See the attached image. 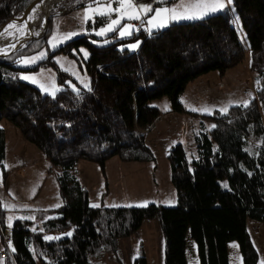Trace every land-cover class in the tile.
<instances>
[{"label":"trees","instance_id":"trees-1","mask_svg":"<svg viewBox=\"0 0 264 264\" xmlns=\"http://www.w3.org/2000/svg\"><path fill=\"white\" fill-rule=\"evenodd\" d=\"M33 1L0 0V25ZM71 1L68 7L93 0ZM232 7L248 40V67L259 84L248 107L233 105L226 114L201 115L202 130L194 135L195 157L189 158L180 143L169 148L172 205L92 207L75 168L86 161L103 172L113 157L124 163H155L146 137L161 113L151 101L166 97L170 112L189 113L180 97L190 82L210 71L223 74L246 58L226 8L199 20L170 22L151 34L140 29L137 35L116 39V31L105 37L88 33L69 41L49 54L75 56L72 50L86 47L84 71L90 83L76 90L66 86L53 96L21 81L17 72L21 57L47 44L52 19L42 37L0 56V121L12 124L57 167L61 199L57 207L37 209L33 220L13 221L7 264H94L91 258L105 253L117 256L120 241L137 232L146 219L160 224L163 264H187L188 233L196 242L200 264H229L227 246L233 240L243 264H256L258 253L247 220L264 225V0H233ZM107 20L99 17L95 25ZM103 40L109 42L97 44ZM131 42L137 45L132 50L126 46ZM47 65L56 69L58 81L68 76L48 58L33 69ZM5 155V131L0 126V165ZM2 170L6 181L9 171ZM4 218L0 207L1 241ZM69 231L71 237L62 234ZM45 236L62 238L49 241ZM133 264H147L142 244Z\"/></svg>","mask_w":264,"mask_h":264},{"label":"rangeland","instance_id":"rangeland-1","mask_svg":"<svg viewBox=\"0 0 264 264\" xmlns=\"http://www.w3.org/2000/svg\"><path fill=\"white\" fill-rule=\"evenodd\" d=\"M154 1L155 0H138V3L144 5L145 3H154ZM71 2V0H58L55 3L50 4L47 11L45 27L43 28L41 34L37 37L35 36L34 38L38 39L45 34L48 28L49 20L52 19V26L47 37V44L39 51L20 58V60L26 59L36 56L40 52H45L46 56L43 59L48 58L54 62L57 68L61 72L66 73L68 76L64 77L61 82L58 81L57 71L52 65L39 66L37 69H33L42 59L37 60L35 64L28 66L17 63V66L20 68L17 71L18 77L20 78L21 76L27 75L35 78L36 82L33 83L31 80L21 78L20 80L36 87L43 95L53 96V92L55 94L60 89L66 88V86L75 90L78 87L87 88L90 83V78L84 71V61L88 57V55L87 57L84 55L85 52L88 54L86 47L81 46L78 50H72L77 59L75 56H68L67 54L61 52H56L54 54H49V52L64 46L69 41L78 38L83 34L92 33L99 37H105L115 32L109 31L103 35L96 34L101 28L106 27L110 23V20L105 25L98 28L97 32L95 30L96 27H93V21L95 18L97 19L102 17L101 13L110 11L107 3H96L93 0L87 1L83 4V6L79 7L75 2H73L70 7H68ZM89 4L93 5L91 9L87 8ZM119 6L120 0H112L111 9H115ZM225 8L230 12V22L233 26H235L238 37L246 49V58L242 61V63L229 68L223 74H219L216 71H210L190 82L180 97V102L189 113L170 112L171 104L166 97L151 101V105L156 106L161 113L159 119L156 120L153 126L152 132H148L146 137L147 145H149L153 152H155L156 164L159 165V168H154V171L157 172L159 169L160 174L157 178L151 177L150 181L157 186L158 180L163 181V184L166 185L167 171L164 166V162H166L168 168L167 151L172 145L177 143L182 144L189 158L197 155L194 144V135L198 134V132L202 130L201 115L221 112L220 109L225 107L228 109L233 105H242L244 101L249 102L255 96L258 76L248 67L250 60L248 40L240 23L239 27L233 23L237 15L233 11L234 9L232 4H227ZM86 11L89 16V20L87 22L84 21ZM23 12L18 15H23ZM119 15V13L111 12L112 18H116ZM145 17L147 18V16ZM38 19H40V17ZM199 19L201 18H198V20ZM135 21L138 20L123 19L121 21V26L131 25L132 27L127 30L129 34H126L123 37H121L120 31L116 30V39L129 38L133 33L137 35L140 32V29H144V22L139 23L140 26H134L132 22ZM69 33H76V35L63 41L59 40V37L65 36ZM54 37L57 38L54 41V43L57 44L55 48L49 44V41L53 40ZM108 42V40H103L101 42H97V44L102 45L107 44ZM4 43L5 40L1 39L0 45H3ZM131 43L133 45V42ZM131 43L126 45L130 50L133 49L130 47ZM24 46H26V43ZM40 84L48 86V91H43L41 87H39ZM85 85H87V87H85ZM205 108L208 109L209 112L200 111ZM193 109H196V111L193 112ZM0 126L5 130L7 141L6 156L2 165H0V207L5 210V226L3 227V235L5 238L9 237L11 231V228L8 227L9 217L12 218V225L13 221L18 218H34V212L37 209L57 207L61 204V199L58 195L56 186V174L58 173L57 167L51 166L35 146L26 142L21 137L19 131L12 124L6 120H1ZM152 133L154 137L150 138ZM110 161H113L114 163H124L118 158L113 157L106 162V165L103 168L104 173L102 172L100 166L96 163L86 161H80L79 166H76L75 168V174L78 176L79 180H81L80 182H82V186L88 191L92 204H104L106 206H137L147 205L153 201V198H157L155 192L150 193L142 188L139 189L138 186H134V193L132 194L130 193V186L128 185L129 182H132L130 181L131 178L135 179L132 183L137 184V178H141L145 172H151L154 164H142V174H138L134 170L135 166L132 165V162L124 163L125 165L120 168L115 167V165L112 162L110 163ZM1 166L4 170L9 171L6 181H4ZM129 168L132 170L129 171ZM128 172H130V175ZM124 175L127 176L124 177ZM113 178L119 181L122 184V187L126 183L127 193H124L123 189L122 192L118 189H114ZM127 179L129 182H126ZM132 183L131 185H133ZM129 197L130 200H125ZM96 198L97 200L94 201ZM164 198L165 197H163V199ZM159 200L160 199H158V201ZM6 205L11 207H6ZM152 221L155 220L153 219ZM148 223L150 222H146V225L142 228L143 230H141L143 234H147L144 238L148 240L150 249L155 251L148 252L147 263L163 264L162 231L157 229L155 239H151L149 230L153 231L154 228H150ZM247 230L251 236L253 245H255L258 250V258H263L264 251L259 249V247L264 249L263 223L248 219ZM65 233L67 232H63L62 234L64 235ZM160 242L161 247H159ZM233 244L238 245V242L236 240L230 241L227 246L229 264H243L239 246L238 249L233 248ZM5 247L7 249L11 248L9 247V244L6 245L0 238V252H5ZM121 247L122 241L119 243L118 252L120 254L118 253L117 256H114L112 253H106L104 256L106 258L95 257L91 258V260L94 264H118L115 259L116 257L120 258L123 262L125 261V264H129V261L124 259L125 255L123 254ZM186 260L189 264H200L197 245L191 238L190 233L186 236Z\"/></svg>","mask_w":264,"mask_h":264},{"label":"snow or ice","instance_id":"snow-or-ice-1","mask_svg":"<svg viewBox=\"0 0 264 264\" xmlns=\"http://www.w3.org/2000/svg\"><path fill=\"white\" fill-rule=\"evenodd\" d=\"M43 2V0H41V3ZM94 2L96 3H107L108 8L110 11L108 12H104L101 13L102 15H107L110 23L106 26L100 29L99 32H97V35H103L106 34L109 31H116L119 30L120 31V35L121 37L125 36L128 33V29H130L132 26L131 25H123L121 26V21L123 19H135V20H144V16H147L148 18L146 20H144V23H146L147 25H150L152 27H162L165 26V24L167 23V21L169 19H180V18H187V19H198V18H203L206 15H209L210 13H214L218 10H222L226 7V4L224 2V0H198L197 3H195L194 5H192L191 7H186L184 8L183 11H178L176 8H169V7H163V8H159L156 9L155 11H153V8L151 5H143V4H139L138 0H120V6L115 8V9H111V3L112 0H94ZM161 2H166V0H161ZM233 3V0H227V4L231 5ZM36 7H39V5H36ZM93 7L92 4H89L87 6L88 9H91ZM33 12L36 11V8L32 9ZM111 12H116L119 13L120 15L117 16L116 18H112L111 16ZM139 13H143L144 16L140 15ZM149 13H151V15H148ZM33 17L29 16L28 20H31ZM89 20V16H88V12H85L84 15V21L87 22ZM158 22V23H157ZM27 21H24L23 24H26ZM233 23H235L237 25V27H239V17H235ZM152 27H149L147 30L149 31V33L151 34V30ZM16 28L17 30H22V25L21 24H17V22L14 20L12 22H10L9 24H7L3 29H0V37H4V36H12L13 33H11L9 31V29H13ZM23 34V33H22ZM36 35H39V33H36ZM76 35V33H69L65 36L59 37V40L63 41L66 39L71 38L72 36ZM57 38L54 37L53 40L49 41V44L55 48L57 46L56 43H54V41ZM137 45L133 44L130 45V47L135 48ZM9 49H12L13 51L16 50V44L15 43H10L8 45ZM0 52H3L4 54H8V49H0ZM85 57H87V52L84 53ZM46 56L45 52H40L38 55L30 57V58H26V59H21L18 60L17 63L24 65V66H28L31 64H35L37 60L43 59ZM21 79H26V80H31L33 83L36 82L35 78L29 77L27 75L21 76ZM259 84V81L257 82ZM39 87H41V89L45 92L48 91V86L44 85V84H40ZM85 87H87V85H85ZM54 95V92L52 93ZM240 106V105H237ZM243 107H248V101H244L242 104ZM194 111H196V109H193ZM200 111L202 112H209L208 109H201ZM221 112L223 113H227L228 109L227 107L220 109ZM211 127H215V125H212ZM249 175H251V173H249ZM223 187L228 188L227 183H225L223 185ZM131 206V205H128ZM137 206H146V205H137ZM6 207H11V206H7ZM92 207H99L98 204H93ZM23 219H34L33 217H23ZM12 218L9 217V224L8 227L12 228ZM33 231L35 232L36 229L34 228ZM72 231H69L67 233H65L64 235L71 237L72 236ZM61 236H45L44 239L45 240H59L61 239ZM9 247H12L11 243L9 244ZM233 248H237L238 249V245L233 244L232 245ZM13 251H15V249L13 248ZM33 251L35 252V250L33 249ZM0 264H7L6 261L0 260ZM261 264H264V261H261Z\"/></svg>","mask_w":264,"mask_h":264},{"label":"crops","instance_id":"crops-1","mask_svg":"<svg viewBox=\"0 0 264 264\" xmlns=\"http://www.w3.org/2000/svg\"><path fill=\"white\" fill-rule=\"evenodd\" d=\"M198 2V0H166V2H161V0H155L154 1V3H151V4H147V3H145L144 5H151L152 6V8H153V11H155L156 9H159V8H163V7H169V8H176L178 11H183L184 10V8H186V7H191L192 5H194L195 3H197ZM224 2H225V4L227 5V0H224ZM223 10V9H222ZM222 10H218V11H222ZM218 11H216V12H218ZM216 12H214V13H216ZM214 13H210L209 15H211V14H214ZM142 16H144V14L143 13H140ZM148 15H151V13H149ZM209 15H206V16H209ZM103 16V15H102ZM206 16H204V17H206ZM106 17H108L107 15H106ZM148 18V17H147ZM145 16H144V20H146L147 19ZM144 20H138V21H135V22H132V24L134 25V26H140V24L139 23H141V22H144ZM180 20H191V19H187V18H180V19H169L168 21H167V23L165 24V26L166 25H168L170 22H174V21H180ZM109 21V18H108V20L104 23V24H102V25H95V23H96V18L94 19V21H93V27H96L95 28V30H96V32L98 31L97 29L98 28H100L101 26H103V25H105L107 22ZM158 23V22H157ZM165 26H162V27H165ZM149 27H152V26H150V25H147L146 23H145V27H144V31H146V32H149L147 29L149 28ZM162 27H152V30L151 31H153V30H156V29H160V28H162ZM250 76V75H249ZM245 77V76H244ZM240 105V104H239ZM193 112H195V111H193ZM196 113H198V112H196ZM159 119V118H158ZM153 129V128H152ZM5 131V130H4ZM150 132H152V130L150 131ZM5 137H6V134H5ZM152 137H154V135H153V133L151 134V136H150V138H152ZM6 144H7V141H6ZM6 156V155H5ZM5 159V158H4ZM110 160V159H109ZM113 163L114 165H115V167H120L121 168V166H123V165H125L124 163H118V162H116V163H114L113 161H110V163ZM165 164H166V162H164ZM142 164H149V162H147V163H132V165H134L135 167V171L138 173V174H142V168H141V165ZM152 164H154L153 165V168H152V171L151 172H145V174H146V176H145V174L144 175H142L141 176V178H137V177H135V178H137L138 180H137V184L135 183H132V182H134V180L135 179H133V178H129L130 179V181H132V182H129V180L127 179V181L126 182H129V186H130V193H134V186H138L139 187V189L140 188H142L143 190H145V191H149L150 193H156V196H157V198H153V201L152 202H154V203H158V204H162V205H172L173 203H174V199H175V194H174V191H173V188H172V186L170 185V182H169V167L167 168V164L165 165L164 164V166L166 167V174H167V177H166V185H164L163 184V181H160V180H158V182H157V184H158V186L157 185H155L154 183H152V182H150L151 181V177H155V178H157L158 177V175L160 174L159 173V169L157 170V172H155L154 171V168H159V165L158 164H156V161H155V163H152ZM106 165V164H105ZM77 166H79V163L77 164ZM127 166V165H126ZM80 168V167H79ZM130 170H132V169H130L129 168V171ZM129 173V175H130V172H128ZM165 174V175H166ZM128 175V174H127ZM127 175H124V177L125 176H127ZM162 175H164V174H162ZM131 177V176H130ZM126 178H128V177H126ZM81 181V180H80ZM168 182V183H167ZM82 183V182H81ZM131 183L133 184V185H131ZM113 185H114V189H118L120 192H122V189H123V191H124V193H127V191H126V187H127V185H126V183H125V185H123V187H122V184L119 182V181H117L115 178H113ZM57 186V185H56ZM128 190V191H129ZM165 190V191H164ZM58 192V191H57ZM97 195V194H96ZM163 197H165L164 199H163ZM161 198H162V200H161ZM158 199H160L159 201H158ZM97 200V198L94 200V201H96ZM125 200H130V197L128 198V199H125ZM149 220H151V221H149ZM153 219H146V220H144L143 221V223H142V225H141V227L138 229V231L137 232H135L131 237H126V238H124V239H122L121 241H122V252H123V254L125 255V258L124 259H127L128 261H129V264H133V260L136 258V256H137V249H138V245H140V244H142V246H143V249H144V252H145V254H146V257L148 256V252H154L152 249H150V247H149V245H148V240L146 239V238H144L147 234L146 233H142V228H143V226L144 225H146V222H150V223H148L149 224V226H150V228H154V230L152 231V230H149V233H150V237H151V239H155V235L157 234V229H159V230H161V227H160V224H159V222H158V220L157 219H154L155 221H152ZM142 229V230H141ZM162 231V230H161ZM156 233V234H155ZM163 236V235H162ZM252 240V239H251ZM120 241V242H121ZM252 243H253V241H252ZM159 247H161V242L159 243ZM254 247H255V245H254ZM256 248V247H255ZM119 249V248H118ZM259 249H262L263 251H264V249L263 248H260L259 247ZM158 250H159V248H158ZM256 250H257V248H256ZM119 253V252H118ZM257 253H258V250H257ZM106 254V253H105ZM105 254L103 255V256H101L100 258H106V257H104L105 256ZM120 254V253H119ZM163 256H164V240H163ZM95 258V257H94ZM115 259H116V257H115ZM0 260H3L4 261V259H0ZM117 261V260H116ZM260 261H264V258H263V260H261V257L260 258H258L257 259V262H256V264H261V262ZM93 262V261H92ZM125 262V261H124ZM123 262V263H124ZM118 263V262H117ZM125 264V263H124ZM148 264V263H147ZM187 264H189L188 262H187Z\"/></svg>","mask_w":264,"mask_h":264},{"label":"bare ground","instance_id":"bare-ground-1","mask_svg":"<svg viewBox=\"0 0 264 264\" xmlns=\"http://www.w3.org/2000/svg\"><path fill=\"white\" fill-rule=\"evenodd\" d=\"M56 1H58V0H43V2L41 3V0H39L33 7V8H36L35 12L32 11V9H33L32 8L27 14L18 15L17 17L12 18L9 21V23L15 20L17 22V24L22 25V30H17L16 28L9 29V31L11 33H13V35L0 37V40L1 39L5 40V43L3 45H0V49H8V53L12 52L13 50L9 49L8 45L10 43H15L16 44V50H19L21 47H23L25 45V43L27 44L28 42L32 41L35 38V36L36 37L39 36L41 34L43 28L45 27L47 11L49 9V6L51 3H55ZM36 5H39V7H36ZM29 16H32L33 18L31 20H28ZM39 17H40V19H38ZM24 21H27V23L23 24ZM5 26H1L0 29H3ZM36 33H39V35H36ZM0 54H4V53L0 52ZM151 203H154V202H151ZM3 233H4V230L2 228L1 234L3 235ZM3 237H4V235H3ZM9 237H10V235H9ZM9 237H5V238L7 239ZM5 238L3 239L2 242H4L6 245H8L9 243L5 242ZM6 249L7 248L5 247V252H0V253H4V257L0 256V259L5 260V258H6L5 255L7 254ZM263 258L261 257V260H263Z\"/></svg>","mask_w":264,"mask_h":264},{"label":"water","instance_id":"water-1","mask_svg":"<svg viewBox=\"0 0 264 264\" xmlns=\"http://www.w3.org/2000/svg\"><path fill=\"white\" fill-rule=\"evenodd\" d=\"M39 0H35L34 2H32L26 9H25V11L23 12V15H25V14H27L33 7H34V5L38 2ZM15 17V16H14ZM13 18V17H12ZM11 18V19H12ZM11 19H9L6 23H4V24H1L0 25V27L1 26H5V25H7L8 23H9V21L11 20ZM13 52V51H12ZM9 53H11V52H9ZM8 53V54H9ZM0 56H6V54H0Z\"/></svg>","mask_w":264,"mask_h":264},{"label":"built area","instance_id":"built-area-1","mask_svg":"<svg viewBox=\"0 0 264 264\" xmlns=\"http://www.w3.org/2000/svg\"><path fill=\"white\" fill-rule=\"evenodd\" d=\"M10 238H11V237H9V238L6 239V242H7V243H10V242H11V239H10ZM0 256H1V257H4V253H0Z\"/></svg>","mask_w":264,"mask_h":264}]
</instances>
